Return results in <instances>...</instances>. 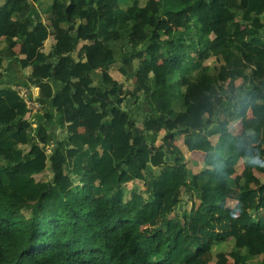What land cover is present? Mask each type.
I'll return each mask as SVG.
<instances>
[{"label":"trees","instance_id":"obj_1","mask_svg":"<svg viewBox=\"0 0 264 264\" xmlns=\"http://www.w3.org/2000/svg\"><path fill=\"white\" fill-rule=\"evenodd\" d=\"M4 1L0 35L12 24V14L27 43L21 65L33 67L31 82L40 88L37 100L48 119L60 116L68 136L49 153L48 131L41 125L37 136L43 145L26 151L28 104L17 91L0 90V264H211L214 241L237 233H255L259 247L241 241L221 253L216 264H252L259 256L255 264H264V194L253 184L255 171L264 168V121L259 120L264 115V0H151L145 7L133 0L127 8L121 0H52L50 25L34 23L38 0ZM221 6L234 8L225 30L217 28ZM51 26L57 44L46 54L44 39ZM81 39L92 42L88 51L93 57L87 61L73 56ZM114 41L121 43L120 61ZM12 43V38L0 41V76L4 61L14 58L8 49ZM162 51L183 61L171 91L166 74L157 77V88L147 84V68ZM211 58L216 59L215 80L204 65ZM136 59L144 62L135 90L143 92L151 111L143 127L131 111L107 122L112 102L123 101L119 93L124 86L106 72L95 85L91 73L118 64L122 74L135 76ZM64 69L67 80L56 89ZM234 80L243 81L236 94L230 92ZM221 94L228 103L219 100ZM91 106L98 107L95 116ZM79 117L91 131L80 128ZM236 120L243 125L239 134L229 128ZM108 126L115 129L111 137L105 135ZM177 128L184 133L187 151L207 154L206 169L193 172L179 149L173 164L155 172L169 160V139ZM163 129L168 133L156 146L152 135ZM216 134L220 139L214 144ZM241 159L245 168L239 174ZM49 167L52 177L37 179ZM137 181L144 186L129 193L126 186ZM238 188L239 202L230 207L229 192ZM183 189L193 205L182 218L175 213ZM254 192L260 193L255 210L249 203ZM29 202L36 204L26 215ZM231 214L224 233L215 216ZM186 219L198 229L186 232Z\"/></svg>","mask_w":264,"mask_h":264},{"label":"crops","instance_id":"obj_2","mask_svg":"<svg viewBox=\"0 0 264 264\" xmlns=\"http://www.w3.org/2000/svg\"><path fill=\"white\" fill-rule=\"evenodd\" d=\"M20 1H30V0H14V3H18ZM142 7H145L148 1L151 0H139ZM133 0H121V6L124 8L129 7L132 4ZM0 3H5L4 0H0ZM53 4L52 0H38L37 2H34V14H32L34 18V23L37 24L38 21H41L45 24H51L49 20V8ZM222 9V6H221ZM223 11V10H222ZM233 11H230V14ZM10 20L12 21V24L7 26L5 29L1 31L0 35V41L3 43L6 41L7 38H12L13 43L8 46V49L13 53L14 58L10 60L4 61V69L3 73L0 76V90L4 88H8L13 91H17L27 102L28 107L30 109L28 113V124L27 129L29 132V143L25 146H30L34 144H41L37 136V131L40 128L41 125L45 126L48 131L49 136V143L47 144V147L49 150H52L54 146L56 145V142L58 140L64 139L68 136V132L62 128V126L59 124L58 120L60 119V116H58L56 113H54V117L52 119L47 118V110L43 107L41 103L38 102V97L40 95V88L34 85L31 82L30 76L33 73V67H23L21 65V60L27 57L28 49H27V43L24 39L19 37V23L17 22V19L10 14L9 15ZM224 17L222 16L221 21L217 24V28L219 30H225L228 25V21L226 24H223ZM223 24V25H222ZM176 29H181L180 25H174ZM34 28L31 27L32 30ZM50 34L44 39V48L43 52L46 54H50L55 48L57 44V40L55 38V30L51 26L50 27ZM77 31L71 32V38L74 40L76 38ZM214 36V32L212 34ZM92 45V42L88 39H81L77 42V46L73 52V56H75L77 59L87 61L93 57V55L88 51V48ZM120 45L121 43L118 41H114L111 43V46L115 52V57L118 61H120L121 57V51H120ZM119 46L118 50L117 47ZM187 53H191L193 56H196V54L190 50H187ZM144 60L142 59H136L134 62L135 65V76H125L119 71L118 64L115 65H102L99 69L95 70L91 73L92 78L94 80V84L98 85V81L100 80L101 76L106 72L109 73V75L117 82V84H122L124 86V91L120 92L119 95L121 98H123V101L114 100L112 102L113 107L111 108L109 112V116L107 118V122H111L113 118L118 117L121 115L122 112L131 111L132 115L136 120H138V125L140 127H143L142 121L147 118L149 112L151 111L148 103L145 100V96L141 90H135V82L138 77V73L140 72V66L143 64ZM215 58H211L204 63V65L207 67L209 73L212 75V80L217 79V71L215 68ZM183 67V61L180 58L177 59H171L168 58L164 51H162L160 58L157 61H154L151 66H149L147 69L150 73L149 79L147 80V84L150 87L157 88V77L159 75L166 74L168 77V84L166 86L167 89L172 90V84L176 81H179L180 75H181V69ZM68 77V71L67 69H64L58 76V82H55V88L61 89L63 86V83L66 82ZM243 83L242 80H234L233 85L230 87V92L232 94H236L240 91V86ZM133 91V92H132ZM135 95L138 97L135 98ZM197 98H201V94H196ZM168 97H170V94H168ZM219 100L225 101V103H228L229 100L226 97V94H221L219 97ZM90 111L92 115H96L98 112V107L91 106ZM176 114H178V110L174 111ZM225 118V116H222L221 119L217 122V125L220 126L222 120ZM260 121H264V115L259 117ZM77 121L80 124V128L82 130L89 129L92 130L90 125L86 122V119L84 117L77 118ZM174 121L172 120L173 124ZM230 131L239 134L243 131V125L241 120H236L230 124ZM115 129L112 126H108L105 131V135L107 137H111L114 133ZM175 132L174 135L170 136L169 139V160L166 164L162 165L159 168L155 169L156 173H161L166 168L174 163L175 158L177 157V150L182 149L184 150V154L186 156V164L188 167L195 173L200 172L203 169H206V163L205 158L207 154L200 150L195 151H187L186 146L184 144V133L181 129L177 128L173 130ZM93 132V131H92ZM168 133L167 129H163L159 134L152 135V139L154 140V144L156 146H160L162 144L163 137ZM220 139V135L216 134L214 135L211 140L214 144H217ZM264 156V155H263ZM264 166V163H263ZM245 168L244 159H241L238 164V173L242 174ZM256 179L254 181V186L257 188L261 187V193L264 194V168L260 171H255ZM140 182V181H137ZM142 182V181H141ZM133 184V183H131ZM142 185L144 186V182H142ZM142 186V187H143ZM242 192V188L234 189L229 192V206L234 207L238 202L240 198V194ZM260 200V193L254 192L249 196V203L251 209L255 210L257 204ZM195 204L196 206L200 205V200L195 198ZM261 213L264 214V207L261 209ZM234 214L227 215L225 217H220L218 215L215 216V220L219 225V230L222 232H226L229 229V223L230 219ZM188 226L186 227V230L191 228V230L198 229V226L196 225L195 221H191L188 219ZM190 230V231H191ZM189 232V231H187ZM233 241V243H230ZM241 241H244L248 244H250L254 248H258L259 244L261 242L260 238L255 233H237L234 234L231 237H224L223 244L229 243V246L235 247L237 244H239ZM225 253L227 252L224 251ZM225 255V254H224ZM259 259L261 256L258 257ZM256 258L253 260L252 264H255L257 261ZM218 261V257L214 256L213 261L211 264H216ZM224 261H228L227 256L224 257Z\"/></svg>","mask_w":264,"mask_h":264},{"label":"rangeland","instance_id":"obj_3","mask_svg":"<svg viewBox=\"0 0 264 264\" xmlns=\"http://www.w3.org/2000/svg\"><path fill=\"white\" fill-rule=\"evenodd\" d=\"M233 7L232 6H230V7H222V16L224 17V21H223V24H226V22L228 21V19H229V16H230V11L232 10L233 11ZM237 10H239V9H235L234 11H237ZM49 15V14H48ZM222 24V25H223ZM117 47V50H118V48H119V46H116ZM210 60V59H209ZM207 62H208V60H207ZM215 64H216V62H215ZM24 147V149L26 150V151H28L29 149H30V146L28 145V146H23ZM47 148V152H51V150H49L48 149V147H46ZM52 171H51V168L49 167L48 169H47V171L44 173V174H40V175H38L37 176V179H39V180H46V179H50L51 177H52ZM142 182L140 181V182H135V183H133V184H131V183H129L127 186H126V188H127V190H128V192L130 193L134 188H138V189H141L142 188ZM188 195H187V193H186V191H185V189H183V202L181 203V206L179 207V209H178V211L175 213V214H177L179 217H182L183 218V215H184V213H187L191 208H192V202L190 201H188ZM36 203H34V202H29L28 203V206H27V208L24 210V213L26 214V215H30L31 214V209H32V207L35 205ZM188 219H186V227L188 226ZM150 227L151 226H149L148 227V229H145L144 230V233H148L149 232V229H150ZM191 230V228H189L188 230H186V232L187 231H190ZM216 244L214 245V254H215V256H220L221 255V253H223L224 251H226V249L227 250H229V249H231L232 248V246H229V243H224L223 244V242H221V243H217V241H214ZM230 243H233V241H231ZM228 258V257H227Z\"/></svg>","mask_w":264,"mask_h":264},{"label":"clouds","instance_id":"obj_4","mask_svg":"<svg viewBox=\"0 0 264 264\" xmlns=\"http://www.w3.org/2000/svg\"><path fill=\"white\" fill-rule=\"evenodd\" d=\"M261 163H264V162H261Z\"/></svg>","mask_w":264,"mask_h":264}]
</instances>
